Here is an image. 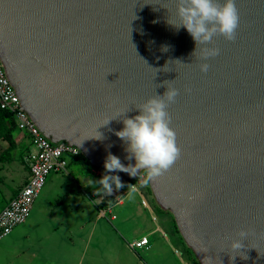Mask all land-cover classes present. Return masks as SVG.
<instances>
[{"label": "water", "instance_id": "95a60500", "mask_svg": "<svg viewBox=\"0 0 264 264\" xmlns=\"http://www.w3.org/2000/svg\"><path fill=\"white\" fill-rule=\"evenodd\" d=\"M235 3L237 38L214 37L204 73L199 46L169 23L176 0H0V56L24 109L93 167L106 172L109 153L134 165L115 132L178 89L167 110L181 157L149 182L200 264H264V0ZM240 229L253 234L233 251Z\"/></svg>", "mask_w": 264, "mask_h": 264}, {"label": "rangeland", "instance_id": "374dc122", "mask_svg": "<svg viewBox=\"0 0 264 264\" xmlns=\"http://www.w3.org/2000/svg\"><path fill=\"white\" fill-rule=\"evenodd\" d=\"M9 126L8 118L0 116V154H3L10 148V143L4 135ZM16 133H19V131L17 130ZM21 151L22 147L17 145L14 149H11V161L7 160L0 163V209L6 204L7 199L20 185L21 181L24 182V178L22 177L25 176L27 170L22 165ZM72 163L73 169L78 172L77 174L84 176L83 181L75 173H71L73 177L58 173L52 174L53 176L49 177L38 195L32 213L27 221L17 225L10 234L0 240V264H18V261H22V264H28V261L30 264H100V262H95L91 259L92 255L100 252L94 245H103L108 241L103 242L104 236L97 238V235H94L92 242L88 245L89 249L85 252L80 245L88 236V232H90L93 224L87 222L86 226H81L83 222H80V210L75 216L66 218L68 212L66 206L72 205L73 197L77 196L87 198L90 202L88 201L86 206L92 210L95 216H100L99 224L95 229L96 234L101 233L104 228H112L117 236L121 238L118 245L114 246L113 243L110 244V247L114 248L115 254L108 255L106 259H109L111 264H200L193 250L183 241H179L175 245L180 253V257L176 255L175 247L162 256H153L151 250H143L142 248L146 246L140 249L132 248V241L126 242L120 236L119 231L113 228L117 225V221L110 217V211H112V214H116L115 205L117 203L113 202L109 205V209H105L107 200L111 199V197L101 190V185L98 183L101 177L86 170L80 160ZM75 179L77 181L80 180L78 182H80L79 188H81L80 190L78 189L79 191L73 192L70 190L72 187L75 188L77 186ZM146 179V175L142 173L136 181L122 183L123 185H131L133 183L139 188H147L152 193L150 182L148 180L145 183ZM48 185H54L53 189L50 190ZM52 195L57 199H50ZM41 198L52 201L54 206L45 205L46 207L41 206L38 208ZM151 201L153 200L151 199ZM94 206L97 208L98 214ZM102 209H105L109 214L102 216ZM159 212L157 209L155 214L159 215ZM52 213L55 217H52ZM61 217H63V220L66 219L62 224L58 222V219ZM33 227L36 232L31 233V228ZM71 229L80 231V234L74 237L75 241H72L69 237ZM74 244H76V248H70ZM27 249H31L29 252L35 254L29 257L30 254L26 251ZM80 254H83L82 259L80 258Z\"/></svg>", "mask_w": 264, "mask_h": 264}, {"label": "clouds", "instance_id": "9594fccd", "mask_svg": "<svg viewBox=\"0 0 264 264\" xmlns=\"http://www.w3.org/2000/svg\"><path fill=\"white\" fill-rule=\"evenodd\" d=\"M175 15L179 23H169L177 30L183 27L188 31L197 46L193 55L199 46L200 58L205 61L199 64V68L207 73L210 65L206 61L220 52L214 46V37L220 35L226 41L237 38L240 16L235 0H176ZM178 94V89L167 85L162 96H151L136 107L138 115L123 119L124 127L115 135L126 143V158H134L135 164L126 166L118 156L109 153L104 161L106 172L98 181L102 191L111 195L113 186L117 190L124 187L120 177L111 173L120 171L135 177L143 172L147 183L165 175L180 159L181 149L176 142V132L170 126L171 116L167 110L170 104L175 103ZM111 119H106L103 125ZM129 187L131 197L135 188ZM252 234L251 230L240 229L237 233L240 239H233L230 248L233 251L245 248L243 240Z\"/></svg>", "mask_w": 264, "mask_h": 264}, {"label": "crops", "instance_id": "0c3cea01", "mask_svg": "<svg viewBox=\"0 0 264 264\" xmlns=\"http://www.w3.org/2000/svg\"><path fill=\"white\" fill-rule=\"evenodd\" d=\"M15 138H16L17 145H19V147H22L21 161H22L23 168H25L27 172L25 173V176L22 177L24 178V182L21 181L20 185L11 193L10 197L6 201V204L17 193V191L24 186L27 179L29 178V171L24 165L23 160H22L23 151L28 148L29 141L20 132L15 133ZM82 165L85 167L86 170L90 171V173L93 174L92 170L90 169L88 165L84 163H82ZM57 173L63 174V175H69L73 177L71 173L77 174L78 172H76V170L73 169V163H71L68 173L65 174V173L54 172L52 174H57ZM52 174H50V176ZM77 176H79V179L83 181L84 176L82 174H79V175L77 174ZM75 181H76L77 186H75V188L72 187L70 191L76 192L80 190L81 188V187L79 188V186L81 185L80 182H78L76 179ZM131 185H134L133 188H135V192L132 194V196L129 197V192H130L129 184L124 185V187L120 188L123 198L121 202L115 205L116 207L115 220L117 221V225L113 228L119 231L120 236L126 242L138 240L144 236L148 237L149 244L142 249L151 250L153 256L155 255L162 256L166 254L167 252H170L175 247L177 242L178 243L179 241L185 242L178 229L174 215L170 211L163 210L155 201V198L153 194L151 193V191L147 190V188H139L136 184H133V183H131ZM48 187L50 190H52L54 185H48ZM149 195H150V198H149ZM51 197L52 198L50 199H54V198L57 199L54 195H52ZM73 199L74 200H73L72 205L69 204V206H66V209L68 210L66 214V218H68L69 216H75L80 210L81 212L80 222H83L81 226H86L87 222L93 224L91 226L90 232H88V236L82 241L80 247L83 248L86 252L89 249L88 245L92 242L94 235H97L96 236L97 238H99L100 236H104L103 242H106V241L108 242H106L103 245H98V244L94 245V247L100 252L92 255L91 259H93V261L95 262H100V264H111L110 260L106 259L108 255L115 254L114 248L110 247V244L113 243L114 246L118 245V242H120L119 239L121 238L117 236V234L114 232V230H112V228H109V229L104 228L101 233L96 234L95 229H96V226L99 224L100 216L98 215L95 216L92 210L86 206V203L89 200H87V198H85L84 196L83 197L77 196L75 198L73 197ZM151 199L153 201H151ZM45 205L54 206V203H52V201H48V199L46 200L45 198H41L38 204V208H40L41 206H45ZM157 209L158 211H160L159 215L155 214V211ZM95 210H96V213L98 214L96 207H95ZM87 212H88V215H87ZM52 217H55L53 213H52ZM64 221H66V219L63 220V217L58 219V222H60V224H62ZM31 230H32L31 233L36 232L34 227L31 228ZM70 232H71V235L69 236L70 239L72 241H75L74 237L76 235H79L80 231L71 229ZM107 236H110V237H107ZM70 248H76V244L71 245ZM137 249H140V248H137ZM26 251L28 252V254H30L29 257L35 254V253L29 252L31 251V249H27ZM26 251L24 250V252ZM144 253H148V252H144ZM175 253L178 257H180V253L177 247H175ZM82 257H83V254H80L81 259ZM22 263H23L22 261L20 262L18 261V264H22ZM28 264H30L29 261H28Z\"/></svg>", "mask_w": 264, "mask_h": 264}, {"label": "built area", "instance_id": "2783aa9c", "mask_svg": "<svg viewBox=\"0 0 264 264\" xmlns=\"http://www.w3.org/2000/svg\"><path fill=\"white\" fill-rule=\"evenodd\" d=\"M0 109L12 115L16 121L17 130L27 138L29 146L23 151L22 160L29 171V178L22 188L7 202L0 210V240L10 234L12 230L23 224L30 217L35 201L44 188L50 174L54 172L68 173L72 162L78 160L85 164L86 157L80 149L66 143H55L47 138L29 113L24 109L16 88L10 81L3 60L0 56ZM16 130V131H17ZM89 163V161H88ZM92 172L99 177L105 171L93 167L89 163ZM129 183V182H124ZM134 187V185H131ZM108 195V194H107ZM105 209L113 202H121L123 195L121 191L113 187L109 195ZM105 209L101 210L102 216L109 214ZM110 217L116 218L110 211ZM149 244V238L144 236L131 242V247L142 248Z\"/></svg>", "mask_w": 264, "mask_h": 264}, {"label": "trees", "instance_id": "16d2710c", "mask_svg": "<svg viewBox=\"0 0 264 264\" xmlns=\"http://www.w3.org/2000/svg\"><path fill=\"white\" fill-rule=\"evenodd\" d=\"M0 116L3 118H8L9 120V128L4 132V135L6 139L10 143V148L6 150L3 154H0V163L5 162V161H11L12 154H11V149H14L17 146L16 138H15V133L17 130V124L16 121L13 119L12 115L7 113L6 111L0 109ZM85 161V164L89 166L88 161L83 159Z\"/></svg>", "mask_w": 264, "mask_h": 264}]
</instances>
